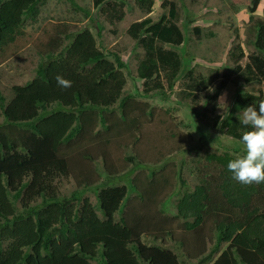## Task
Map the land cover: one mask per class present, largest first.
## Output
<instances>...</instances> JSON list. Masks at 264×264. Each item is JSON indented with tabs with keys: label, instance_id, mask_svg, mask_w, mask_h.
Masks as SVG:
<instances>
[{
	"label": "trees",
	"instance_id": "trees-1",
	"mask_svg": "<svg viewBox=\"0 0 264 264\" xmlns=\"http://www.w3.org/2000/svg\"><path fill=\"white\" fill-rule=\"evenodd\" d=\"M72 1L84 17L92 18L91 11ZM44 3L0 0V67L28 24L37 22ZM136 3L148 14L153 10L154 0ZM93 4L97 15L114 26L126 16V0ZM162 8L157 35L149 17L127 30L143 51L136 55L138 77L143 80L141 98L166 95L184 77L177 101L192 111L204 134L218 129L239 143L235 151L244 154L240 138L250 130L240 123L244 108H258L264 99V20L252 17L247 46H233V70L220 75L218 70L188 67L190 61L177 49L188 38L180 24L181 1L164 0ZM97 25V35L89 26H75L74 31L66 24L58 26L42 44L35 76L15 84L11 98L0 88V264H188L185 257L198 258L192 264H264V183L233 180L227 163L238 156L230 151L207 153L206 167L194 166V174L203 181L183 193L177 213H164V206L160 217L154 215L157 221L147 223L161 230L152 244L142 241L145 226L129 224L123 212L122 217L118 214L128 195L125 185L105 184L97 191V205L81 189L71 196L60 193L63 176L72 177L78 187L91 186L102 180L103 172L117 176L131 165L137 169L155 162L145 160L149 148L139 141L142 127L156 119V107L128 92L122 51L101 48L97 36L103 21ZM194 33L198 40L213 35L203 36L200 27H194ZM57 75L71 86H59ZM232 84L236 88L232 105L221 115L218 98ZM259 84L263 87L256 88ZM177 135L172 133L173 138ZM116 142L129 153L124 161L113 157ZM76 148L78 156L70 154ZM173 149L175 154L187 150L179 145ZM94 162L104 168L97 169ZM182 170L179 167L181 179ZM153 175L150 170L148 179ZM137 180L147 184L145 175L133 179ZM174 224L183 226V232L193 230L198 248H184V233L177 239L182 253L171 248L166 240L174 236Z\"/></svg>",
	"mask_w": 264,
	"mask_h": 264
},
{
	"label": "rangeland",
	"instance_id": "rangeland-1",
	"mask_svg": "<svg viewBox=\"0 0 264 264\" xmlns=\"http://www.w3.org/2000/svg\"><path fill=\"white\" fill-rule=\"evenodd\" d=\"M126 1V16L114 26L97 15L98 9L94 7L93 0H76L81 7L91 11V19L90 17H84V13L75 7L72 0H45L37 22L35 24L29 23L25 30L26 34L9 48L11 55L0 67V88L8 98H11L15 84H24L35 76V68L41 61L39 52L42 44L50 39L58 26L66 24L70 26L72 31L77 29L75 26L78 28L89 26L96 34L98 28H100L97 21H103L101 35L97 36L98 42L101 43V48L105 51H109L113 47L122 51V57L127 63L124 72L127 76L128 92L138 96L141 101H148L156 107V119L154 121L148 120L142 127L139 141L140 145L149 148L148 153H145V160L155 162L147 167L138 163L137 166H141L137 169H133L134 165H131L125 170L124 175L120 176L121 181L120 177L117 176L111 184L109 179L105 178L108 176V173L105 172L104 179L93 184L92 187H102L107 183V185H127L128 196L118 214L121 216V212H123L129 224L135 223L145 226L147 232L141 235L142 241L152 244V238L155 239L154 235L161 234V230L151 227L147 223H151L152 219L157 221L154 215L159 213L160 217L164 206L167 207L164 213H177V201L183 193L192 191L196 184L203 181L198 178V174H194L196 171L194 166L200 164L198 169L206 167L209 162L206 160L207 153L230 151L236 156H242L243 152H236L235 147L239 143H235V141L226 137L222 134V131L211 129L205 131L204 134L200 126L195 124L197 121L192 111L177 101L176 94L186 82L184 77L179 79L175 90L166 93V95L155 94L148 99L141 98L140 92L143 90V82L136 74V55L143 53V51L129 36L127 30L133 22L151 16L153 26L150 29L153 34L157 35L160 16L165 13L162 8L164 0H154L153 10L150 14L141 10L136 0ZM180 1L183 12L180 24L183 30L187 32L188 38L177 49L190 61L188 67L195 68L198 72L218 70L220 75L232 71L233 63L230 50L238 43L247 46L245 38L248 35L250 24L253 25V19L264 20V0ZM252 17L254 18L252 19ZM194 27H200L205 37L210 33H213V35L198 40L197 35L194 33ZM263 86L259 84L256 88ZM212 89H214V86ZM235 89L233 84L224 88L222 95L225 96L226 105H219L218 101L217 112L219 114L225 115L227 113L228 108L232 105ZM204 129L208 128L204 127ZM174 132H178L175 138L172 137ZM170 135L171 137H169ZM176 145L181 148L185 147L187 150L175 154L173 146ZM112 148L113 157L117 162L124 161V157L129 154L123 151L118 142ZM94 165L100 170L104 168L103 164L97 162H94ZM179 167L183 168L182 179L178 172ZM150 170L154 175L148 179ZM139 175L146 176V185H143L140 180L133 181ZM153 178L154 180H151ZM143 180L141 179V181ZM75 189L76 186L72 182L71 184L63 183L61 193L69 195ZM80 189H85V195L90 197L93 203H98L94 190H89L85 187V184H82ZM100 214L103 215L102 211H100ZM177 221L181 223V220L177 219ZM174 225V236L166 240L171 248L174 250L180 248L177 239L184 234H187L184 248H198L197 236L193 230L183 232V226ZM149 230L151 232L148 234ZM189 241H192V244ZM208 243L212 244L214 241H208ZM179 253H182L181 248ZM185 258L188 264L198 261V258L195 257L192 259Z\"/></svg>",
	"mask_w": 264,
	"mask_h": 264
},
{
	"label": "clouds",
	"instance_id": "clouds-1",
	"mask_svg": "<svg viewBox=\"0 0 264 264\" xmlns=\"http://www.w3.org/2000/svg\"><path fill=\"white\" fill-rule=\"evenodd\" d=\"M149 18L152 19L151 16H149ZM137 66H138V61H137ZM136 74L138 76L137 71H136ZM56 81H57V84L61 87L67 88L71 86V82L64 79L62 76L57 75ZM156 94L159 95L161 93L158 92ZM218 100H219V105L221 104L226 105L224 95H221L218 98ZM240 123L243 126L250 129L249 131L244 132L240 138V143L243 145L244 154L242 156H238L235 159L229 160V162L227 163V170L231 173V178L241 184L251 185L253 183H257V184L264 183V99L259 101L258 108L252 105L245 107L243 111L242 119H240ZM75 146H79V144L75 143ZM78 151H79V148L72 149L70 154L77 155ZM124 172H121L117 176L124 175L123 174ZM104 174L105 172H103L102 174V180L104 179ZM117 176L108 175L105 178H108L110 183H112L115 181V177ZM71 182L75 184L76 189L81 188V187H78L77 183L72 177L68 178L67 176H63L59 180L60 193H61L62 184L63 183L71 184ZM119 185H125V184H119ZM106 186L108 185L106 184ZM125 186L127 187V185ZM85 187H87L88 189L91 187L89 190H94L96 192V197H97V191L105 186H102V187L98 186L97 188H93L92 185L88 186L87 184H85ZM81 191H86V190L81 189ZM72 192L66 196H71ZM84 196L87 197L85 193H84ZM88 198L92 202L91 198L90 197ZM93 204L97 205L98 203H93ZM100 211H98V214L100 215L101 218H103V215L100 214Z\"/></svg>",
	"mask_w": 264,
	"mask_h": 264
}]
</instances>
